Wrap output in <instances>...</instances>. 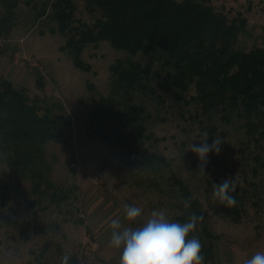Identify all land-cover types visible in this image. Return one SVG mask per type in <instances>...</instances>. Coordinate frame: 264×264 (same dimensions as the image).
<instances>
[{
    "label": "rangeland",
    "instance_id": "rangeland-1",
    "mask_svg": "<svg viewBox=\"0 0 264 264\" xmlns=\"http://www.w3.org/2000/svg\"><path fill=\"white\" fill-rule=\"evenodd\" d=\"M8 1H17V5L11 32L0 36V77L26 87L31 96H46L49 102L59 100L61 111L71 116L67 141L51 139L45 148L54 184L67 188L77 184L78 189H72L68 200H52L51 189L47 193L43 184L36 190L30 180L14 176L0 156V192L6 184L10 196L6 205L0 200V264H62L65 255L77 256L82 264H120L122 248L110 244L112 219L121 221L122 231L142 226L154 210H164L173 222L181 212L178 186L168 178L167 168L164 177L147 170L139 163L146 154L143 148L112 146L98 135L101 129L91 120V108L97 104L94 98L111 90V63L128 53L107 40L89 43L82 53L87 67L78 66L63 49L66 36L51 32L56 22L49 16L39 18L36 11L41 10L44 0ZM76 1V18L92 21L84 1ZM211 2L230 18L239 14L247 17L240 48L264 45V0ZM6 8V0H0V15ZM135 58L154 67L160 63L155 49H142ZM38 73L44 78L42 86L37 82ZM135 99L152 112L148 129L162 138L157 142L145 139V145L171 161V169L200 199L209 213L211 229L219 235L215 262L208 264H244L257 251L264 252V169L254 172L257 163L242 121L235 117L233 122H226L218 115L213 120L206 114L198 117L194 103L186 104L172 92L164 93L163 102L140 92ZM205 134L209 145L215 137L222 142L219 154H208L202 173L199 157L189 147L204 143ZM228 178L245 191L241 221L225 215L219 201L212 198L213 183ZM125 204L141 208L142 215L128 221ZM47 242L45 255L37 257Z\"/></svg>",
    "mask_w": 264,
    "mask_h": 264
},
{
    "label": "trees",
    "instance_id": "trees-1",
    "mask_svg": "<svg viewBox=\"0 0 264 264\" xmlns=\"http://www.w3.org/2000/svg\"><path fill=\"white\" fill-rule=\"evenodd\" d=\"M83 1L92 21L76 18V0H44L36 12L39 18L49 16L56 22L51 32L60 31L66 36L63 49L70 52L78 66L87 67L82 53L89 43L107 40L113 47L127 51L126 57L111 63V90L94 98L97 104L91 108V120L101 129L98 135L112 146L143 148L146 154L139 163L147 170L164 177L167 168L168 178L178 186L181 197V212L176 220L187 222L193 213L203 216L188 238L197 236L204 264L214 263L219 235L209 225V213L189 185L171 169V161L145 145V139L157 142L162 138L148 129L147 122L153 114L135 97L140 92L163 102L164 93L172 92L178 100L194 103L198 117L206 114L213 120L218 115L226 122L239 118L258 174L264 169V45L240 48L247 17L239 14L230 18L211 0ZM6 2L7 8L0 15L1 37L14 26L17 1ZM142 49L158 50V67L135 58ZM43 80L38 73L39 86ZM61 109L59 100L49 102L46 96H31L26 87L0 77V156L14 176L30 180L36 190L45 184V191H52L50 198L58 201L68 200L72 189H78L77 184L59 187L51 180L52 165L45 144L51 139L65 143L66 134L72 130L71 116ZM3 187L0 200L6 205L10 196L8 186ZM231 195L237 200L236 206L220 204L221 210L234 221H241L245 191L237 186ZM182 198L190 199L191 206L185 208ZM48 243L37 257L45 255ZM68 264L82 263L73 255Z\"/></svg>",
    "mask_w": 264,
    "mask_h": 264
},
{
    "label": "clouds",
    "instance_id": "clouds-1",
    "mask_svg": "<svg viewBox=\"0 0 264 264\" xmlns=\"http://www.w3.org/2000/svg\"><path fill=\"white\" fill-rule=\"evenodd\" d=\"M205 134V141L197 146L192 144L189 150L197 154L201 162L199 171L205 173L208 163L207 157L210 152L219 154L221 140L214 139L209 145ZM237 185L232 178L224 179L219 184L213 183V200H218L225 207H234L237 204L235 192ZM185 208L191 206L190 199H183ZM125 218L135 221L142 215V209L134 205H124ZM203 216L191 214L187 222H173L167 218L164 210H154L150 218L138 228H124L119 219H112L110 223V244L120 249V264H204V256L201 254L203 247L197 236L189 237L193 233ZM70 257L65 255L62 264H68ZM244 264H264V252L257 251L251 258L246 259Z\"/></svg>",
    "mask_w": 264,
    "mask_h": 264
}]
</instances>
